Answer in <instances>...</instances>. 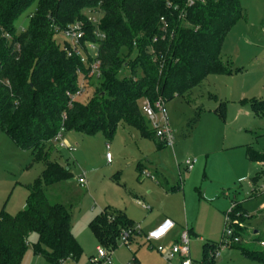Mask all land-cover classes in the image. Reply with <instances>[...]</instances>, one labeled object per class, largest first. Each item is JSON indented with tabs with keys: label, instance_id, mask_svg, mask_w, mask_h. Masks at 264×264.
<instances>
[{
	"label": "trees",
	"instance_id": "1",
	"mask_svg": "<svg viewBox=\"0 0 264 264\" xmlns=\"http://www.w3.org/2000/svg\"><path fill=\"white\" fill-rule=\"evenodd\" d=\"M33 6L28 29L17 32L16 21ZM246 16L240 0H200L193 5L188 0H0V130L45 166L42 179L30 187L25 208L17 214L0 212V264H21L31 232L39 235L35 253L50 264L82 255L70 208L52 202L48 194L53 185L73 177L69 162L53 160L47 147L62 124L112 137L118 125L126 123L157 140L142 111L143 101L161 97L167 103L192 94L210 75L232 74L222 59V44ZM77 21L85 24L84 39L100 42L101 75L87 79L98 80L89 83L95 88L88 102L69 105V94L76 92L83 77L79 70L87 69L79 56H68L67 41L61 46L55 35ZM97 29L104 39L95 35ZM252 106L264 116V100H254ZM247 155L254 162L264 159L250 147ZM161 183L167 190L182 187L168 186L165 178ZM241 207L236 203L232 213L239 236L236 219L243 218ZM89 226L99 244L111 250L124 232L131 231L130 240L141 234L120 209L102 210ZM210 248L215 251L216 246L205 244L201 264L209 261ZM244 252L264 264V251Z\"/></svg>",
	"mask_w": 264,
	"mask_h": 264
},
{
	"label": "rangeland",
	"instance_id": "2",
	"mask_svg": "<svg viewBox=\"0 0 264 264\" xmlns=\"http://www.w3.org/2000/svg\"><path fill=\"white\" fill-rule=\"evenodd\" d=\"M240 2L247 16L227 32L222 44V59L233 73L210 75L192 94L166 103L175 134V152L158 148L155 139L126 123H120L112 137L101 131L85 134L64 129L63 141L76 147L72 152L60 148L56 140L48 143L50 157L62 163L68 161L73 173L71 179L48 191L52 202H62L70 208L72 231L83 249L78 261L64 264H99L97 260L107 264L99 257L102 245L89 226L104 209L125 211L141 232L129 244L120 239L114 250L105 247L114 264H169L145 236L150 232L146 225L159 215L179 223L171 235H177L181 225L189 226L194 261H203L205 244H211L216 249H209L207 264H261L244 251H264L259 240H264V165L251 169L247 159L248 147L264 156V116H258L252 106L254 100H264V0ZM34 9L33 6L18 18L17 32L28 29ZM55 36L61 46L71 41L63 31ZM95 54L91 49L90 55ZM97 82L87 81L79 100L88 102L95 88L89 83ZM188 159L196 160L190 170L186 169ZM141 165L152 177L141 174ZM155 165H159V173ZM244 166L251 171L241 180ZM44 168L43 162L35 161L30 151L17 146L0 130V212L22 211L30 187L42 179ZM161 171L170 187H182L167 190L161 183ZM83 173L86 185L79 182ZM234 198L250 215L242 211L243 218L236 219L241 230L239 243L225 239L226 214ZM139 201L151 204L153 209L144 210ZM38 240V233L31 232L21 264H29L34 256L37 261L33 264L45 258L35 254ZM179 260L175 258L171 263L179 264ZM44 263L50 264L47 259Z\"/></svg>",
	"mask_w": 264,
	"mask_h": 264
},
{
	"label": "built area",
	"instance_id": "3",
	"mask_svg": "<svg viewBox=\"0 0 264 264\" xmlns=\"http://www.w3.org/2000/svg\"><path fill=\"white\" fill-rule=\"evenodd\" d=\"M197 1L200 0H188V4L193 5ZM88 19L95 23L97 22V18L94 16H89ZM61 31L66 33V35L71 38V41H67L68 45L65 46L68 56H79L82 63L86 65L87 69L86 73L79 70V73L83 77L76 92L69 94V105H72L76 101H79L80 96L85 92L87 87V79L98 78L101 75V61L99 59L100 42L84 39L86 36V32L85 24L83 21H77L61 30L58 29V32ZM95 35L101 40L105 38V35L102 34L98 29L95 31ZM91 49L95 51V57H92L90 55ZM142 111L149 120L151 130L155 133L157 141L166 147L173 148L175 144V134L169 124L166 102L161 97L156 101H152L149 98H146L142 104ZM66 118L67 113H63V123ZM64 129V124H62V127L56 136V141L59 142L60 148L68 149L71 152L75 151L74 146H71L63 141L62 131ZM111 159V153L108 152L107 160L111 161ZM195 163L196 160L188 159L186 161V169H192ZM141 174L144 177H152L151 174L145 170H142ZM79 182L81 183V185H86L87 180L85 173L80 176ZM139 203L145 208H150L142 201H139ZM234 207L235 204H233L230 211L226 214L225 239H229V241H231L232 243H239L242 238L235 233V228L232 225V213ZM174 227L175 222L172 219H165L158 227L146 234V238L148 242L153 245L168 260L169 264H172L171 261H173L175 258L180 259L179 264H201L200 262L194 261L191 258L190 230L188 227H185L182 230L179 241L172 242L169 245L162 243L163 239H165L169 235ZM137 229H140V227L137 226ZM130 234V230L122 234L121 239L124 241V243H130ZM261 244L264 245V242H262ZM99 257L107 264H114L112 254L109 253V251L105 249L104 246L99 247ZM96 262L101 264V260H97Z\"/></svg>",
	"mask_w": 264,
	"mask_h": 264
},
{
	"label": "crops",
	"instance_id": "4",
	"mask_svg": "<svg viewBox=\"0 0 264 264\" xmlns=\"http://www.w3.org/2000/svg\"><path fill=\"white\" fill-rule=\"evenodd\" d=\"M150 138H152V137H150ZM156 142H158L157 140H156ZM158 148H163V149H172L173 150V152H175V150H174V147L173 148H169V147H166V146H164V145H160L159 143H158ZM75 150H76V147H75ZM247 159L251 162V169H253L256 165L257 166H259V165H264V159H262V160H259V161H251L249 158H248V155H247ZM110 162V161H109ZM246 166V165H245ZM243 167V172H242V176L240 177V179L241 180H244V177L245 176H247L249 173H250V171H251V169H248V168H246V167ZM153 167H155L156 168V170H157V172L159 173V171H158V169L160 168L159 167V165H155V166H153ZM140 168L143 170V166L141 165L140 166ZM161 177L162 178H165V180L167 181V184H168V180H167V177L165 176V174H164V172H162L161 171ZM177 185H180V184H177ZM177 185H174V186H177ZM168 186H169V184H168ZM165 187V186H164ZM235 200V201H234ZM143 202V201H142ZM232 202H233V204H236V203H238L237 201H236V198H234L233 200H232ZM234 202H236V203H234ZM143 203H145L146 205H148L150 208H145V207H143L144 208V210H152L153 209V206L151 205V204H149V203H146V202H143ZM242 207H241V210L243 211V212H245V213H247L246 211H245V209H244V207H243V205L242 204H240ZM125 212V211H124ZM248 214V213H247ZM128 215V214H127ZM132 215V214H131ZM249 215V214H248ZM129 216V215H128ZM250 216V215H249ZM130 217V216H129ZM130 218H132V217H130ZM133 219V218H132ZM165 219H172L171 217H167V216H165V215H159V217L158 218H156L155 219V221L153 222V223H150V224H148V225H146V227H147V229H149V231H151L152 229H155L156 227H158ZM134 220V219H133ZM173 220V219H172ZM174 222H175V227H174V229L179 225V223L177 222V221H175V220H173ZM141 224V223H140ZM144 224H146V223H144ZM186 226L187 227H189L187 224H186ZM186 226H184V225H181V228L179 229V233H176L177 235H171V233H172V231L169 233V235L163 240V242H164V244H166V245H169V244H171L172 242H177V241H179V238H180V234H181V232H182V230L186 227ZM259 230L257 229V230H255V232L257 233ZM194 232V231H193ZM74 234V233H73ZM145 236H146V234H145ZM138 237V236H137ZM137 237L135 238V239H137ZM30 242V241H29ZM30 245V244H29ZM36 255H40V256H43V255H41V254H37V253H35ZM44 257V256H43ZM42 257H40V259L38 260V263L39 264H45L44 262H46V259L44 258V259H41ZM79 259H69V260H67V262H70V261H78ZM37 260H36V257L34 256V257H32V262H30L29 264H33L34 262H36ZM176 264H178V263H176Z\"/></svg>",
	"mask_w": 264,
	"mask_h": 264
}]
</instances>
